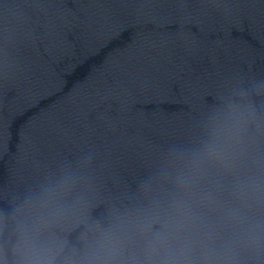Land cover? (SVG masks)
<instances>
[{
    "label": "water",
    "instance_id": "1",
    "mask_svg": "<svg viewBox=\"0 0 264 264\" xmlns=\"http://www.w3.org/2000/svg\"><path fill=\"white\" fill-rule=\"evenodd\" d=\"M21 243L264 264V0H0V264Z\"/></svg>",
    "mask_w": 264,
    "mask_h": 264
},
{
    "label": "clouds",
    "instance_id": "2",
    "mask_svg": "<svg viewBox=\"0 0 264 264\" xmlns=\"http://www.w3.org/2000/svg\"><path fill=\"white\" fill-rule=\"evenodd\" d=\"M163 242V237L157 235L155 240L148 246L149 257L153 252L157 250V247ZM18 252L20 255V264H41L40 261L34 257V248L27 243H21L18 245Z\"/></svg>",
    "mask_w": 264,
    "mask_h": 264
}]
</instances>
